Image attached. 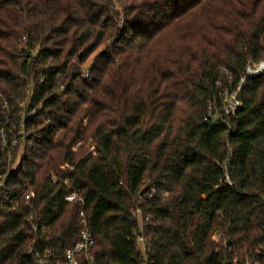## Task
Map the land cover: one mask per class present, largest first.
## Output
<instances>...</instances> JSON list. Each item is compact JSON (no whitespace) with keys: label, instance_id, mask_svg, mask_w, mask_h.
Segmentation results:
<instances>
[{"label":"trees","instance_id":"obj_1","mask_svg":"<svg viewBox=\"0 0 264 264\" xmlns=\"http://www.w3.org/2000/svg\"><path fill=\"white\" fill-rule=\"evenodd\" d=\"M250 60L264 61V0H0V264H36L28 191L61 257L81 229L74 190L91 264L262 262L264 72L232 116L216 87Z\"/></svg>","mask_w":264,"mask_h":264},{"label":"built area","instance_id":"obj_2","mask_svg":"<svg viewBox=\"0 0 264 264\" xmlns=\"http://www.w3.org/2000/svg\"><path fill=\"white\" fill-rule=\"evenodd\" d=\"M264 72V61H248L244 72L242 73V76L240 77L238 83L233 89L228 88H222L220 83L216 82V87L219 90V99H220V115H226V116H232L236 113L237 109L241 106V100H238L236 95L237 92L241 91L242 87L244 86L247 78L256 77ZM33 114V111L30 113V115ZM21 136H23V131H19ZM22 145V144H21ZM82 143L77 142L75 143L76 147L81 146ZM3 147L7 148V157L10 164V169L7 173L9 175V172L16 173L19 158L23 154V150L19 143H16L15 140H12V143H3ZM17 147L21 149L19 151V155L16 158V156L12 155V151L15 150ZM88 149V147H87ZM89 151L93 152L94 146L89 147ZM17 150V149H16ZM14 159H16L15 162ZM64 168L66 169H72L68 167V165H65ZM222 168H225V164L222 165ZM4 178L0 177V204L2 201L3 196L5 195L4 191ZM226 184L229 187H232L231 182L226 177ZM64 183L66 180L63 181ZM33 196L32 191H28L23 196L24 206L28 210V216H27V233L28 237L30 238V252L33 254V259L36 264H79V261L81 258H83L85 261H87L89 264L92 263V256H91V248L94 244V239L91 231L86 226V218L85 214L83 212V205L84 200L81 196L80 192L78 190H74L64 196V201L67 203H73L78 205L81 208V211L79 212V219L78 224L81 226V229L79 231L77 239L71 244V246L64 249L63 255L60 257L57 255L55 249L50 247L43 248L41 246V240L43 238V235L46 233V228L41 225L37 219H35L34 214V208L33 205L30 202V198ZM135 213L138 212V209L134 211ZM140 216V215H139ZM141 217L139 218L140 228L139 232L135 235L136 241L138 242L140 249L144 255V261L146 262L148 257L146 255V242L147 240L142 234L141 229ZM220 238V233H214L212 235V239L214 241H218ZM224 246L226 244L224 243ZM244 264H264V259L262 262L259 261H253L250 262L246 258V262Z\"/></svg>","mask_w":264,"mask_h":264},{"label":"rangeland","instance_id":"obj_3","mask_svg":"<svg viewBox=\"0 0 264 264\" xmlns=\"http://www.w3.org/2000/svg\"><path fill=\"white\" fill-rule=\"evenodd\" d=\"M22 137H23V136H21L20 140H19L18 142H16V143H19L20 146H21V144L24 142V139H23ZM92 145H93V144L91 143V139H89L88 142L86 143L85 147H86V148L88 147L87 150L89 151V150H90L89 147L92 146ZM16 149H17V150H16V158H17L18 155H19V151H20L21 149H19V147H17ZM15 161H16V159H14L13 162H15ZM136 214H137V217H138V220H139V218H140V216H139V215H140V212L138 211Z\"/></svg>","mask_w":264,"mask_h":264},{"label":"water","instance_id":"obj_4","mask_svg":"<svg viewBox=\"0 0 264 264\" xmlns=\"http://www.w3.org/2000/svg\"><path fill=\"white\" fill-rule=\"evenodd\" d=\"M236 97H237L238 100H241V91L237 92ZM145 190H146V187H144L143 189H141V191H140L139 194L142 195L145 192ZM226 245H229V241H226Z\"/></svg>","mask_w":264,"mask_h":264}]
</instances>
